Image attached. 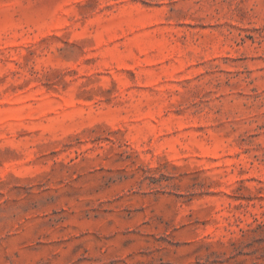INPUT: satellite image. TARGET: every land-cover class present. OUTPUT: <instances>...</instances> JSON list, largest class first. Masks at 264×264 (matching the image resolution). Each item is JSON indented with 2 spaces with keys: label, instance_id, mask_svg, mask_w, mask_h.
Listing matches in <instances>:
<instances>
[{
  "label": "rangeland",
  "instance_id": "1",
  "mask_svg": "<svg viewBox=\"0 0 264 264\" xmlns=\"http://www.w3.org/2000/svg\"><path fill=\"white\" fill-rule=\"evenodd\" d=\"M0 264H264V0H0Z\"/></svg>",
  "mask_w": 264,
  "mask_h": 264
}]
</instances>
